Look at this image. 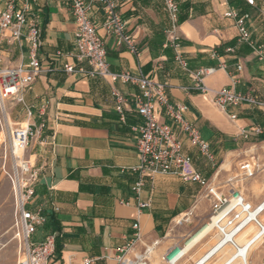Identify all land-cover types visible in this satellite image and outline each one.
Instances as JSON below:
<instances>
[{
    "label": "crops",
    "instance_id": "0c3cea01",
    "mask_svg": "<svg viewBox=\"0 0 264 264\" xmlns=\"http://www.w3.org/2000/svg\"><path fill=\"white\" fill-rule=\"evenodd\" d=\"M113 1L138 55L115 45L102 27L103 10L96 4L91 20L104 42L110 71L140 72L168 84L169 101L184 105V118L195 126L215 157L212 166L177 132L183 152L191 158L183 173H200L218 195L236 189L243 196L245 192L250 201L244 198L253 206L263 203L264 169L261 182L251 179L260 170L258 161L264 167V108L242 105L220 110L210 94L181 88L193 83L190 72L213 68L203 78L210 90L230 88L252 97L264 95V0H253V5L246 0H176L178 44L188 72L174 61L167 34L171 21L160 0ZM3 6L4 0H0V12ZM229 11L245 18L249 42L238 40L235 19L225 17ZM27 16L41 30L38 58L43 71L23 92V98L33 112L42 99L49 102L43 118L49 142L36 140L27 151L39 173L33 204L28 207L40 209L45 218L30 242L56 233L57 250L48 264H81L84 258L118 264L120 250L132 242L124 255L127 259L171 264L175 252L184 249L205 224L208 209L211 211L207 191L177 175L157 173L136 196L131 188L138 177L130 168L138 163L134 128L139 119L129 104L124 122L119 120L111 89L132 96L137 88L64 72L63 65L79 64L73 56L75 25L70 0H33ZM26 53L25 42H8L0 48L6 66L25 64ZM157 112L161 122L169 123L162 108ZM231 114L235 119H230ZM9 117L14 125L23 122L22 106H11ZM39 120L35 118V122ZM241 158L240 172L232 176ZM244 164L251 166V177L244 175ZM239 186H245V191ZM251 189H257V195ZM139 203L147 206L139 208ZM134 224L139 227L137 241ZM208 240L194 244L175 264H205L201 260L209 248Z\"/></svg>",
    "mask_w": 264,
    "mask_h": 264
},
{
    "label": "built area",
    "instance_id": "2783aa9c",
    "mask_svg": "<svg viewBox=\"0 0 264 264\" xmlns=\"http://www.w3.org/2000/svg\"><path fill=\"white\" fill-rule=\"evenodd\" d=\"M170 18L171 27L167 32L169 44L174 52V61L188 72L187 63L182 56L178 44L177 34L179 6L176 0H160ZM33 0H4V6L0 12V48L8 42H25L27 46V62L17 66H6L0 57V128L4 133L5 158L9 168L7 177L11 184L12 200L14 205V225L18 230V236L23 242L20 249V258L16 264H48L55 252L56 233H51L37 243H31L30 238L38 226L45 222L40 209L31 210L30 206L34 198L35 186L39 180L38 170L27 155L29 147L39 140L40 144H47V123L43 119L49 102L42 99L33 112V107L25 103L23 92L30 88L34 80L42 73L43 68L38 58V49L41 46V30L35 19L28 18ZM74 19V57L79 63L63 65V70L68 74H78L85 78H101L112 83L122 82L137 88L138 93L127 96L117 89H111V95L115 101V112L119 120H125V107L133 104L138 125L134 128L135 148L138 163L130 168L138 179L131 190L138 196L146 180L151 179L157 173L174 174L184 182L199 185L207 191L211 198V216L209 223L216 236L226 240L233 249L239 251V246L233 241L248 224L254 225L259 230V235L264 234V222L258 215L262 211V204L253 206L248 202L239 190L231 189L227 195H218L210 188L209 181L200 173L184 174L183 168L191 163V158L183 152V146L177 136L180 132L197 148L200 155L208 163L215 166V157L209 144L204 141L193 124L184 118L185 107L180 103L169 101L168 84L155 81L140 72L131 73L122 71L111 72L106 60L104 42L97 35L96 26L91 20V12L96 4L103 10L102 27L106 34L114 39L115 45L125 48L131 54L138 55L136 44L132 36L126 31V24L117 12L116 2L113 0H70ZM253 5V0H246ZM225 17L235 19L240 42H249L250 34L245 26V18L238 17L234 11H229ZM59 54V53H57ZM85 63L88 67L81 64ZM238 69H240L238 67ZM213 68L200 69L190 72L193 83L188 87H182L185 92L196 91L201 94H210L213 104L220 110L230 107L248 105L255 108H264V95L252 97L233 91L230 88L210 90L203 83L205 76L211 75ZM14 104L21 105L25 114V120L14 125L9 117V111ZM158 108H162L164 116L169 123L161 122L158 116ZM38 117L39 122H35ZM230 119H235L231 114ZM260 134L259 129L255 130ZM241 169L246 177L253 175L249 164H244ZM139 208L147 204L139 203ZM136 230L135 241L139 236L138 224H134ZM134 242L127 245V249L120 250L116 257L118 264H145L124 257L127 250ZM184 249L175 252L170 259L171 264L180 259ZM148 251V250H146ZM231 261L225 264H230ZM81 264H101L93 258H84ZM243 264H246L243 261ZM264 264V262L260 263Z\"/></svg>",
    "mask_w": 264,
    "mask_h": 264
},
{
    "label": "rangeland",
    "instance_id": "374dc122",
    "mask_svg": "<svg viewBox=\"0 0 264 264\" xmlns=\"http://www.w3.org/2000/svg\"><path fill=\"white\" fill-rule=\"evenodd\" d=\"M3 141L4 133L3 130L0 128V264H16V262L20 258L19 251L20 249H22L23 242L21 238L17 235L18 230L14 225V205L12 200L11 184L7 177L9 163L8 160L5 158ZM242 158L240 159V162H237L234 165L235 170L232 171V176L240 172L238 167L239 164L244 161V159ZM31 162H33V159H31ZM258 163L260 164V170L256 173L255 177L251 179L252 182H261V177L263 175L262 171L264 167H261V162L258 161ZM243 187L244 188L240 187V190L242 192L245 191V186ZM251 193L253 195H257L258 190L251 189ZM244 196L246 199H248V197L245 195V192ZM248 200L250 201V199ZM251 202L253 201L251 200ZM253 204L256 205V203ZM210 216L211 211L210 209H208L205 221L203 223H206ZM259 220L264 222V214L260 217ZM257 235L258 231L253 226H251L247 230V232L240 235L238 239V245H241L245 241L249 240L251 237H255ZM217 240L218 238L215 236V233H213L208 240L207 246L210 248L212 245H214ZM254 253H257L255 257L253 256ZM246 260V264H260L264 262V236L257 239L254 250L246 256ZM212 261H215L213 264H220V258H216ZM208 264H210V262Z\"/></svg>",
    "mask_w": 264,
    "mask_h": 264
},
{
    "label": "bare ground",
    "instance_id": "6f19581e",
    "mask_svg": "<svg viewBox=\"0 0 264 264\" xmlns=\"http://www.w3.org/2000/svg\"><path fill=\"white\" fill-rule=\"evenodd\" d=\"M262 204V211L258 215V218L264 214V202ZM254 225L248 224L246 227L238 233L235 237H233V241L238 245V239L241 234L247 232V230ZM255 228V227H254ZM256 229V228H255ZM257 230V229H256ZM258 235L255 237H251L249 240L245 241L239 246V251L231 248L227 243L226 240H223L222 238H218V240L212 245L204 255V260L202 259L201 261L205 264H208L212 260L216 258H220V264H225L226 262H230V264H243V261L246 263V256L254 250L255 244L257 242V239L264 236V234L259 235V230ZM214 232L212 231V225L209 223V220L202 226L201 230L192 237L188 245L184 248L183 252H188V250L197 242H199L202 239L205 238H210L211 235ZM231 251V252H230ZM230 252V253H229ZM257 253H254L253 256L255 257ZM201 263V262H200ZM202 264V263H201Z\"/></svg>",
    "mask_w": 264,
    "mask_h": 264
},
{
    "label": "trees",
    "instance_id": "16d2710c",
    "mask_svg": "<svg viewBox=\"0 0 264 264\" xmlns=\"http://www.w3.org/2000/svg\"><path fill=\"white\" fill-rule=\"evenodd\" d=\"M55 250H57V247L55 248Z\"/></svg>",
    "mask_w": 264,
    "mask_h": 264
}]
</instances>
